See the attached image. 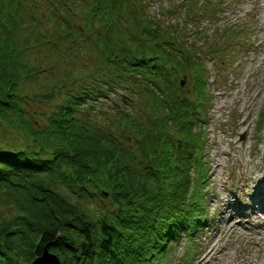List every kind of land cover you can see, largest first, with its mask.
<instances>
[{
	"label": "trees",
	"instance_id": "1",
	"mask_svg": "<svg viewBox=\"0 0 264 264\" xmlns=\"http://www.w3.org/2000/svg\"><path fill=\"white\" fill-rule=\"evenodd\" d=\"M69 1L0 0V264H30L44 249L60 264H173L166 259L173 245L207 222L199 192L202 46L185 42L180 28L138 16L133 6L142 0H82L87 28L129 8L137 36L127 32L125 42L106 22L96 36L98 67L60 69L46 92L30 93L26 84L39 70L27 54L39 37L26 29L39 33L43 22L30 8L59 7L61 17L40 38L73 44V8L82 2ZM229 32L236 38L241 28ZM193 61L198 93H185L178 70ZM122 88L121 106L109 110L111 92ZM135 92L145 97L141 115Z\"/></svg>",
	"mask_w": 264,
	"mask_h": 264
},
{
	"label": "rangeland",
	"instance_id": "2",
	"mask_svg": "<svg viewBox=\"0 0 264 264\" xmlns=\"http://www.w3.org/2000/svg\"><path fill=\"white\" fill-rule=\"evenodd\" d=\"M259 1V9L256 0H193L191 8L187 7L188 0H142L133 6L138 16H149L174 30L180 28L177 30L185 42L194 38L202 46L197 57L205 80L199 88L200 108L204 110L200 116H204L201 162L205 179L199 184V192L206 194L202 203L207 222L194 236H182L173 245L166 258L173 264H264V16L254 17L256 11L264 13V0ZM76 3L72 17L76 42L62 45L51 35H45L51 38L49 42L40 38L42 32L55 26L61 17L60 8L55 7L59 12L55 14L52 3L31 6L43 22L37 24L39 33L34 27L26 29L31 37H39L27 54L39 70L37 79L26 84L30 93L46 92L61 75L60 69L75 75L98 67L100 44L96 36L103 32L106 22L125 42L129 35L137 36L139 28L126 11L129 8L122 13L111 11L106 21L94 20L87 28L82 11L86 5ZM194 6L199 7L197 12ZM193 9L196 15H190ZM233 27L241 28L236 38H230L229 28ZM79 35L87 36L86 40L81 41ZM54 41H58L57 51L50 49ZM190 64L178 70L177 82L185 93H198L196 63ZM113 92L116 100L105 104L109 110L112 103L121 106L120 98H125L123 88ZM143 97L135 92L132 98L139 115ZM95 111L101 112L98 107Z\"/></svg>",
	"mask_w": 264,
	"mask_h": 264
},
{
	"label": "water",
	"instance_id": "3",
	"mask_svg": "<svg viewBox=\"0 0 264 264\" xmlns=\"http://www.w3.org/2000/svg\"><path fill=\"white\" fill-rule=\"evenodd\" d=\"M182 83L183 81L181 80L180 84ZM30 264H60V260L58 256L44 249L41 254H39L30 262Z\"/></svg>",
	"mask_w": 264,
	"mask_h": 264
},
{
	"label": "bare ground",
	"instance_id": "4",
	"mask_svg": "<svg viewBox=\"0 0 264 264\" xmlns=\"http://www.w3.org/2000/svg\"><path fill=\"white\" fill-rule=\"evenodd\" d=\"M256 1H257L256 8H258V9L261 8L262 7L261 2L259 0H256ZM254 14H255L254 15L255 18H260V17L264 16V13H261L260 11H256ZM203 251H205V249ZM219 252H221V251H219Z\"/></svg>",
	"mask_w": 264,
	"mask_h": 264
}]
</instances>
